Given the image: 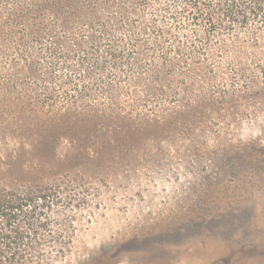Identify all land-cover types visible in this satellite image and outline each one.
Wrapping results in <instances>:
<instances>
[{"label":"rangeland","instance_id":"374dc122","mask_svg":"<svg viewBox=\"0 0 264 264\" xmlns=\"http://www.w3.org/2000/svg\"><path fill=\"white\" fill-rule=\"evenodd\" d=\"M3 13L10 18L8 29L0 31L5 38L0 39L1 155L17 156L24 146L31 150L26 142L38 134L13 132L17 123L29 125V116L62 130L67 122L98 118L87 140L59 132L52 158L24 153L37 174L45 168L61 183V191L51 194L53 204L41 210L50 219L48 234L54 236L68 216L77 227L72 251L52 264H264L260 71L240 73L230 93L236 97L223 106L193 109L179 101L164 110L166 128L151 125L143 135H119L116 142L113 132L122 119L107 117L119 112L116 97L123 93L130 100V94L120 88L118 76L111 77V71L120 73L116 62L94 32L84 30L87 21L58 29L47 13L27 15L22 5L6 8L0 2ZM10 45L18 47L12 54L5 52ZM244 81L248 89L240 87ZM143 92L148 95V88ZM20 95L21 116L19 108L7 107ZM243 105L251 107L252 116L213 120ZM118 143L133 149L121 157L112 148ZM76 156L78 164L71 168Z\"/></svg>","mask_w":264,"mask_h":264},{"label":"trees","instance_id":"16d2710c","mask_svg":"<svg viewBox=\"0 0 264 264\" xmlns=\"http://www.w3.org/2000/svg\"><path fill=\"white\" fill-rule=\"evenodd\" d=\"M0 2L6 8L22 5L23 14L27 15L47 13L58 29L71 30L79 20L87 21L83 23L84 30L88 27L93 31L98 43L104 45L106 56L116 62L120 73L111 71V77L118 76L120 88L130 94V100L123 93L118 95L119 112L107 117L122 119L121 129L113 132L116 142L119 135H143L146 132L142 131L148 132L151 125L159 130L166 128L170 122H166L163 115L169 105L182 101L193 109L200 105L213 107L214 103L223 106L233 95L230 93L237 89L240 73L254 72L257 76L260 71L264 75V0ZM6 17L5 13L0 14V31L3 32L9 26ZM2 34L0 32V39L4 40ZM17 48L7 46L5 52L12 54ZM94 50L97 52V47ZM1 54L0 49V63ZM240 87L248 89L249 85L244 81ZM143 88H148V95ZM22 98L23 95L14 97L7 106L19 108L20 116L25 104ZM243 106L233 115L213 120L240 121L252 116L251 107ZM29 117L31 121L24 116L29 125L17 123L13 132L38 134L36 140L26 142L31 150L24 146L17 156L3 157L0 153V264H52L65 258L75 243L74 217L63 220L54 236L48 234L52 230L49 229L50 219L42 217L41 210L45 203L53 204L51 194L61 191V183L49 177L45 168L42 175L37 174L33 163L27 165L24 153L30 151L33 158L39 153L52 158L59 132L67 131L76 139L87 140L98 118L94 116L90 123L67 122L62 130L55 122L45 123L39 117ZM102 133L107 137V133ZM8 140L6 138V142ZM112 148L121 157L133 149L121 143ZM73 158L76 160L71 168L78 164L79 156Z\"/></svg>","mask_w":264,"mask_h":264}]
</instances>
